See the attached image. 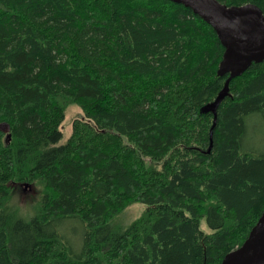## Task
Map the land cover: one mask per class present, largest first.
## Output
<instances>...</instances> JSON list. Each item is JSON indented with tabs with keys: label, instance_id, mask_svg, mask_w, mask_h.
<instances>
[{
	"label": "trees",
	"instance_id": "1",
	"mask_svg": "<svg viewBox=\"0 0 264 264\" xmlns=\"http://www.w3.org/2000/svg\"><path fill=\"white\" fill-rule=\"evenodd\" d=\"M224 53L168 0H0V264H223L240 248L264 212V154L245 147L249 121L264 125V62L214 114ZM71 104L83 117L61 144ZM18 183L41 192L28 220Z\"/></svg>",
	"mask_w": 264,
	"mask_h": 264
},
{
	"label": "water",
	"instance_id": "2",
	"mask_svg": "<svg viewBox=\"0 0 264 264\" xmlns=\"http://www.w3.org/2000/svg\"><path fill=\"white\" fill-rule=\"evenodd\" d=\"M193 11L216 32L225 48L218 69L227 77L224 89L210 106L216 114L229 93L230 82L253 64L264 62V14L254 4L228 7L218 0H168ZM10 139V136H9ZM223 264H264V212L244 244L229 253Z\"/></svg>",
	"mask_w": 264,
	"mask_h": 264
},
{
	"label": "rangeland",
	"instance_id": "3",
	"mask_svg": "<svg viewBox=\"0 0 264 264\" xmlns=\"http://www.w3.org/2000/svg\"><path fill=\"white\" fill-rule=\"evenodd\" d=\"M82 117H83V112L79 108L78 105L71 104L67 106L66 113H65V120L61 127V131L63 133V139L60 142L61 144L66 143V141L72 135L73 122L76 119L82 118ZM248 125H249V136L246 138V141H245L246 150L253 151L257 155L264 154V125L262 121L260 119H257L256 122H252V123H250L249 121ZM1 126H2L1 130L4 134V143L8 145L10 143V140H12L10 127L5 124H2ZM9 136H10V139H9ZM11 186L13 188L12 204L15 206V208H18V212H17L18 216L26 220L32 218L35 212L37 201H38L37 199V201L35 202V197L39 195V192L36 190L35 186L32 184L18 183V184H12ZM17 194H19L21 204H24L26 202H35L31 210L32 212L31 215H25L21 212V209L18 205L17 198L14 196ZM144 209H145V206L143 204H135L131 206L130 208H128L125 212H123L120 215L117 221L118 225L127 226L133 220L137 219L142 214ZM82 225L83 224H81L79 221H70L69 223H67V226L64 227V230L67 235H69L70 233H75L76 235H78V237H80V240L75 242V246L74 244L72 245L74 251L76 252H79L81 248L82 237L84 233V226ZM201 228L205 233L211 232L205 220L201 221ZM81 230L82 232L80 233ZM67 241L72 242L69 239Z\"/></svg>",
	"mask_w": 264,
	"mask_h": 264
},
{
	"label": "clouds",
	"instance_id": "4",
	"mask_svg": "<svg viewBox=\"0 0 264 264\" xmlns=\"http://www.w3.org/2000/svg\"><path fill=\"white\" fill-rule=\"evenodd\" d=\"M32 185H34L35 188H36V190L39 192V195L35 197V202H36L37 199L40 197L41 192H40V190L38 189V187H37V185H36L35 183H33ZM14 196L17 198L18 205H19V207H20V209H21V212H22L23 214H25V215H31V214H32L31 210H32V208H33L35 202H26V203H24V204H21V203H20V197H19V194L14 195Z\"/></svg>",
	"mask_w": 264,
	"mask_h": 264
}]
</instances>
